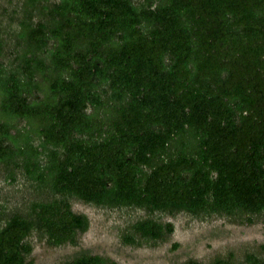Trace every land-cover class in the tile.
Returning <instances> with one entry per match:
<instances>
[{
	"label": "trees",
	"instance_id": "1",
	"mask_svg": "<svg viewBox=\"0 0 264 264\" xmlns=\"http://www.w3.org/2000/svg\"><path fill=\"white\" fill-rule=\"evenodd\" d=\"M47 1H25L46 19L32 25L25 9L19 69L0 71V164L53 198L4 220L0 264H24L32 231L54 247L86 231L69 198L264 216V0ZM130 230L127 244H154L171 226L147 218Z\"/></svg>",
	"mask_w": 264,
	"mask_h": 264
},
{
	"label": "rangeland",
	"instance_id": "2",
	"mask_svg": "<svg viewBox=\"0 0 264 264\" xmlns=\"http://www.w3.org/2000/svg\"><path fill=\"white\" fill-rule=\"evenodd\" d=\"M25 1L0 0V71L5 74L18 71L19 57L22 49L25 50L19 39L25 9L32 25L46 19L37 10L38 5L31 8ZM53 1L40 5L48 6ZM33 95L43 97L37 91ZM11 124L19 131L27 130L24 120H14ZM33 143L36 145L37 140ZM10 172L12 180L7 177ZM52 198L45 188L27 180L21 170L0 164V226L11 215L26 216L31 202ZM68 204L73 213L86 218V231L58 247L32 231L26 239L30 252L24 257V264H62L82 255L100 256L107 260L106 264H184L188 261L212 264L216 260L251 264V259L264 264V216H252V222L247 224L238 218L192 216L183 212L148 214L142 209L97 207L74 198H69ZM147 218L169 224L171 232L154 244L143 241L127 244L126 237L132 235L130 225Z\"/></svg>",
	"mask_w": 264,
	"mask_h": 264
}]
</instances>
